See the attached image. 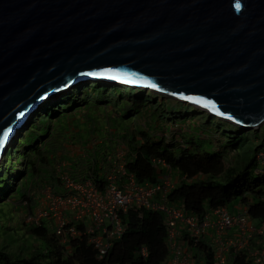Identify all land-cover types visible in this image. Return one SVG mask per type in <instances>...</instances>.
Here are the masks:
<instances>
[{
	"label": "water",
	"instance_id": "1",
	"mask_svg": "<svg viewBox=\"0 0 264 264\" xmlns=\"http://www.w3.org/2000/svg\"><path fill=\"white\" fill-rule=\"evenodd\" d=\"M89 80L259 129L264 0H0V164L45 100Z\"/></svg>",
	"mask_w": 264,
	"mask_h": 264
},
{
	"label": "rangeland",
	"instance_id": "2",
	"mask_svg": "<svg viewBox=\"0 0 264 264\" xmlns=\"http://www.w3.org/2000/svg\"><path fill=\"white\" fill-rule=\"evenodd\" d=\"M81 91L86 92L83 107L77 100ZM68 101L72 105L63 106ZM189 105L151 90L94 80L79 83L43 103L18 132L17 139L0 164V254L18 259L48 247L47 239L32 231L39 225L30 224L27 220L29 215L48 206V184L63 189L55 180L53 168L57 159L66 160L77 178L92 175L95 166L105 174L109 158L116 152H123L126 160L134 157L133 139L140 144L162 137L181 147L191 144L200 151L225 150L223 171L209 176L226 181L254 155V148L264 143L262 125L259 129L242 128L246 137L238 138V148H230L231 136L224 130L232 123ZM179 106L185 108L179 111ZM26 131L29 132L24 134ZM33 158L35 167L30 162ZM164 161L174 186L182 181L207 177L206 173L194 176L179 174L169 162ZM23 163L24 171L16 173ZM253 174L262 176L255 169ZM23 187L27 193L24 196L20 191ZM239 201L236 199L227 207L237 212L235 208ZM251 220L255 224L260 223L258 219ZM50 222V219L45 221V226L53 231ZM232 231L234 229L228 233ZM60 243L66 252L71 250V242ZM200 260L204 262L202 258ZM0 264H4L3 260Z\"/></svg>",
	"mask_w": 264,
	"mask_h": 264
},
{
	"label": "built area",
	"instance_id": "3",
	"mask_svg": "<svg viewBox=\"0 0 264 264\" xmlns=\"http://www.w3.org/2000/svg\"><path fill=\"white\" fill-rule=\"evenodd\" d=\"M256 158L259 169L264 168V146ZM55 163L54 174L63 189L48 184V206L29 215L27 222L40 225L50 219L61 242L86 238L103 258L113 241L125 232L122 215L130 208H147L165 215L170 256L163 264H205L194 254V246L200 241L211 246L214 264H233L241 251L254 264H264V221L253 223L241 203L237 212L221 205L208 209L200 217L183 205L169 202L168 193L174 184L162 159L153 160L154 166L161 170L158 180L139 182L127 170L124 153L118 151L109 158L102 188L92 175L75 177L66 160L57 159ZM141 253L147 255L145 246Z\"/></svg>",
	"mask_w": 264,
	"mask_h": 264
},
{
	"label": "trees",
	"instance_id": "4",
	"mask_svg": "<svg viewBox=\"0 0 264 264\" xmlns=\"http://www.w3.org/2000/svg\"><path fill=\"white\" fill-rule=\"evenodd\" d=\"M109 89L107 90L109 91ZM108 91L105 94L106 97ZM77 96H79L77 100L81 107L86 101V92L81 91V94ZM70 105L72 102L68 101L63 106L68 107ZM183 108L185 107L179 106L177 110L180 111ZM54 111L57 110L54 109ZM206 116L207 118L210 117V115ZM224 133L231 136L228 137L231 139L229 141L230 148L233 149L238 148V138L246 137V132L233 124H230V127L226 126ZM192 143L194 144V142ZM131 144L135 155L128 157L126 167L127 170L135 174L139 182H156L158 180L161 170L154 166L152 161L154 157L169 162L179 174L194 176L206 173L207 177L204 179L191 182L182 181L175 185L168 193L169 202L183 205L188 212L202 217L210 208L221 205L227 206L228 203L239 199V202L248 209L252 219H258L259 222L264 221V168L261 170L258 168L256 158L264 143L256 146L254 155L236 175L231 176L226 181L209 176L223 171L225 150L200 151L191 144L181 147L180 144L166 141L162 137L159 139L151 138L140 144L133 139ZM43 161H46L45 158ZM30 162L35 167L34 158ZM24 165L25 163L16 173L23 172ZM254 169L262 176L256 177L253 174ZM93 170L92 176L97 185L102 188L105 183L104 174L101 170H97L96 166ZM55 180L58 182L57 178ZM25 190L24 187L20 190L23 192V196L27 195ZM164 218L165 215L161 211L130 208L122 215L125 225L124 234L113 241L111 248L103 258L99 257L97 249L86 238L71 240V250L66 252L59 238L55 236L53 231H49L44 222L39 226H34L32 231L37 236L47 239L48 247L45 250L40 249L31 256L18 259L0 254V260H3L4 264H163L170 256ZM144 246L147 248V255L141 253ZM194 254L198 259L202 258L205 264H214V252L206 241H200L194 246ZM233 264L254 263L248 258L246 252L241 251Z\"/></svg>",
	"mask_w": 264,
	"mask_h": 264
},
{
	"label": "snow or ice",
	"instance_id": "5",
	"mask_svg": "<svg viewBox=\"0 0 264 264\" xmlns=\"http://www.w3.org/2000/svg\"><path fill=\"white\" fill-rule=\"evenodd\" d=\"M236 8L237 9H239L240 8V4L239 3H237L236 4ZM145 83H150V82H148V81H144ZM152 87H155V85L154 84H152L151 85ZM186 99H189V97H185ZM197 103H204L205 104V106H209V103L210 102H205V101H201V100H197L196 101ZM211 107H212V109L214 110V111H217V109L215 108V105H210ZM0 146H2V141H0Z\"/></svg>",
	"mask_w": 264,
	"mask_h": 264
},
{
	"label": "bare ground",
	"instance_id": "6",
	"mask_svg": "<svg viewBox=\"0 0 264 264\" xmlns=\"http://www.w3.org/2000/svg\"><path fill=\"white\" fill-rule=\"evenodd\" d=\"M98 82H99V81H98ZM83 83H84V82H83ZM83 83H81V84H83ZM69 89H71V88H68V90H69ZM68 90H67V91H68ZM64 92H66V91H64ZM64 92H62V93H64ZM57 95H59V93L53 95L52 97L55 98ZM52 97L48 98L47 100L51 99ZM47 100L44 101V104H45V102H47ZM18 132H19V130H18Z\"/></svg>",
	"mask_w": 264,
	"mask_h": 264
},
{
	"label": "crops",
	"instance_id": "7",
	"mask_svg": "<svg viewBox=\"0 0 264 264\" xmlns=\"http://www.w3.org/2000/svg\"><path fill=\"white\" fill-rule=\"evenodd\" d=\"M238 205V204H237ZM237 205H236V207H237ZM236 209V208H235ZM234 210V209H233ZM232 211V210H231Z\"/></svg>",
	"mask_w": 264,
	"mask_h": 264
}]
</instances>
